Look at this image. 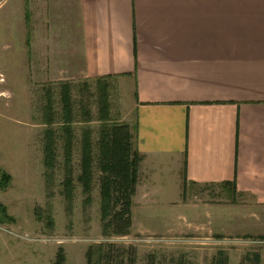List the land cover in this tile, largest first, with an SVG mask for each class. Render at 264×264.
Returning a JSON list of instances; mask_svg holds the SVG:
<instances>
[{
  "label": "crops",
  "instance_id": "crops-1",
  "mask_svg": "<svg viewBox=\"0 0 264 264\" xmlns=\"http://www.w3.org/2000/svg\"><path fill=\"white\" fill-rule=\"evenodd\" d=\"M15 4L35 70L73 72L123 99L108 117L130 127L142 159L132 224L134 215L183 212L189 231L207 232L193 216L214 214L264 233V0ZM191 192L251 206L254 217L225 219L231 205L214 199L191 206Z\"/></svg>",
  "mask_w": 264,
  "mask_h": 264
},
{
  "label": "rangeland",
  "instance_id": "rangeland-1",
  "mask_svg": "<svg viewBox=\"0 0 264 264\" xmlns=\"http://www.w3.org/2000/svg\"><path fill=\"white\" fill-rule=\"evenodd\" d=\"M15 1L0 0V172L10 175L9 183L0 187V264H54L59 249L63 250L64 264H87L88 251L100 245L133 250L134 262L130 264H212L221 257L220 253L227 255L228 264H241L245 256L254 254L260 256L259 264H264V233L248 235L247 231H239L244 226L217 221L212 213L208 221L206 215L202 216L203 222L198 215L193 216L197 225L205 223L202 227L208 228L207 232L196 226L189 231L188 215L183 212L178 216L161 212L134 215L127 236L106 235L109 231L104 230L100 214L101 174L96 146L101 123L96 85L75 80L73 72L35 70L36 65L30 62L39 56L24 54V19L20 22L23 6ZM62 83L71 86L73 107L75 190L71 202L64 198L61 186L66 176L62 156L65 138L58 103L57 123L52 126L57 138L55 165H44L46 92L50 90L58 102ZM119 98L116 90L110 88L106 102H110L108 111L110 114L112 110L113 117L121 107ZM82 109L88 111L86 117ZM87 129L91 131L95 160L94 187L89 194L77 181L80 150L84 146L81 140ZM87 197L91 202H86ZM212 199L220 205H231L223 198H206L192 192L185 195L184 201L199 206ZM249 207L231 205L222 209L225 219L228 214L250 219L254 216ZM244 232L247 233L242 235Z\"/></svg>",
  "mask_w": 264,
  "mask_h": 264
},
{
  "label": "trees",
  "instance_id": "trees-1",
  "mask_svg": "<svg viewBox=\"0 0 264 264\" xmlns=\"http://www.w3.org/2000/svg\"><path fill=\"white\" fill-rule=\"evenodd\" d=\"M107 87V85H106ZM99 96L98 121L100 125L99 139L97 143L98 168L101 174L99 180L100 214L104 223V230L109 232L108 236H127L132 227V198L137 183L138 167L141 156L134 151V136L130 127L125 123H112V119L107 111L106 102L107 88L97 82ZM58 102L53 97V93L46 92V105L44 106V124L48 127L45 131L44 144V165L52 167L55 165V144L56 134L53 125L57 123L55 107L60 104L59 118L62 121V136L64 144L62 149L63 165L65 169V179L62 181V193L64 198L71 202L73 199L74 177L72 170L73 163V107L71 86L67 83L60 84ZM83 110V109H82ZM86 117L88 111L83 110ZM90 119V118H89ZM87 119L86 122L89 121ZM81 140L80 150V174L77 181L83 188V192L89 194L94 187V166L93 143L91 141V131L84 130ZM10 181V175L0 172V187L6 186ZM186 183V182H185ZM91 202L86 198V202ZM2 215H5L2 210ZM115 249V251H114ZM87 264H130L134 262L133 250L115 247L112 245H100L95 250L90 249L87 253ZM221 257L212 264H228V257L225 253L219 254ZM63 250L56 253L54 264H64ZM260 256L254 254L253 257L245 256L241 264H259Z\"/></svg>",
  "mask_w": 264,
  "mask_h": 264
}]
</instances>
